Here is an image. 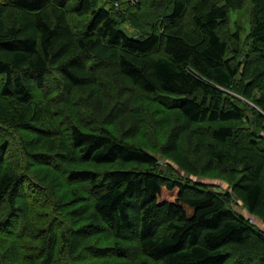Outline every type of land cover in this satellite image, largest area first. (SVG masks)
Wrapping results in <instances>:
<instances>
[{"label": "trees", "instance_id": "obj_1", "mask_svg": "<svg viewBox=\"0 0 264 264\" xmlns=\"http://www.w3.org/2000/svg\"><path fill=\"white\" fill-rule=\"evenodd\" d=\"M130 1L0 0V96L33 102V137L0 138V264H264V0H161L128 33L142 0ZM246 2L242 53L240 27L228 23ZM11 8L18 18L7 22ZM70 11L89 17L84 32ZM105 63L180 113L161 159L128 141L129 128L113 131L114 108L88 129L69 115L55 123L44 106L50 90L68 100L98 82ZM17 144L24 158L7 168Z\"/></svg>", "mask_w": 264, "mask_h": 264}, {"label": "rangeland", "instance_id": "obj_2", "mask_svg": "<svg viewBox=\"0 0 264 264\" xmlns=\"http://www.w3.org/2000/svg\"><path fill=\"white\" fill-rule=\"evenodd\" d=\"M132 1L129 3L131 6H134L136 2L135 0ZM159 1L161 2V0H142L140 6H130L132 8L131 11L135 12V16L134 18H129V21L124 22L122 24L123 28L128 33L138 32V27H133L134 24H145L148 22L149 18L146 16L147 12H149L153 6L158 5ZM167 1L169 2V0ZM117 2L119 3V1ZM71 4L72 2L68 3V5ZM113 8L114 10L118 9L123 11L127 8V5L118 4L117 6L114 5ZM250 10L251 5L249 2H246L243 3V7L240 10L230 11L228 30L233 31L235 24H238L242 37H244L249 28ZM17 18L18 14L14 8H11L5 16L7 22L16 21ZM192 19L193 6L189 8L183 20L185 30L189 31L193 29ZM68 22L74 31L82 33L89 24V17L79 16L70 11L68 14ZM145 29H147L146 26H144V30ZM240 45L242 53L246 52L248 45L246 44L245 37L240 40ZM138 87L121 75L114 67L105 63L98 69V82L74 88L68 100H66L64 94L60 93L59 89L57 92L50 90L48 91L49 94L46 95L49 96V98L44 101V106L50 108L55 123H63L66 120V116L69 115L73 121L83 124L82 127L88 129L93 125H99L102 118L108 115L109 109L114 108L121 114L122 119L112 127L113 131L121 135L124 130L129 128L132 134L127 135L126 138L128 141L142 145L161 159L162 157L159 156V146L164 141L167 132L173 127L179 126L178 124L181 121V116L176 108L164 107L158 104L159 102L157 99L147 95ZM40 93L41 90L36 91L37 96H40ZM41 97L42 96L34 100L36 105L39 104ZM32 104L33 102L31 101V103L22 106L21 104H16L14 101L0 96V138L3 137L4 134H9L10 140L20 141V137H22L26 142L33 137V133H31L33 129L29 128L25 121L29 114L27 109H32ZM183 145L188 146L193 151V145H189L186 139L182 140V146ZM19 149L20 145L17 144L16 148H11L10 151H8L9 153L4 162L7 168L18 169L20 160L24 158L19 155ZM29 150H31L30 147ZM31 153H34L33 150H31ZM25 161V167L31 165V161L28 157H25ZM41 162L43 161L41 160ZM58 166L61 167L62 165L58 164ZM108 167L109 166H99L98 168L102 170ZM179 172L184 177L192 178L193 180V175H188L181 171ZM39 180L41 179L38 177L36 181L38 182ZM196 180L206 182L222 189L227 188V185L219 179L201 178ZM41 186L42 188H47L46 184H41ZM40 198H45V193L40 194ZM235 208L244 212L240 205H236ZM43 210L46 209L44 208L40 211ZM255 222L260 227H263L262 223L259 224L256 220ZM250 261L252 262L249 264H256L255 261L251 259ZM241 263L244 264L242 261ZM231 264H236V261H233Z\"/></svg>", "mask_w": 264, "mask_h": 264}]
</instances>
